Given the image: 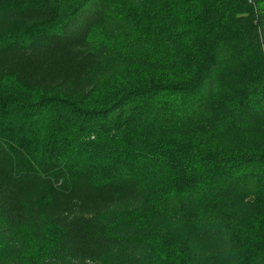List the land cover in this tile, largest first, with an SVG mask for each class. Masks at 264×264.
Instances as JSON below:
<instances>
[{
  "label": "trees",
  "instance_id": "trees-1",
  "mask_svg": "<svg viewBox=\"0 0 264 264\" xmlns=\"http://www.w3.org/2000/svg\"><path fill=\"white\" fill-rule=\"evenodd\" d=\"M14 2L0 0V89L13 79L29 91L78 105L102 89L119 62L140 58L150 46L132 33L125 48L95 36L99 31L118 36L119 6L145 17L146 0H83L55 25L62 0ZM166 8L185 13L162 12L155 19L164 30L159 44L170 56L161 69V86L121 91L111 105L85 111L80 131L63 133L60 148L65 150L54 154V136L43 143L35 134L38 125H49L45 112L54 117V102L11 106L0 116V241L8 250H15L23 231L43 238L46 228L55 226L61 230L58 240L34 264H167L166 243L184 220L187 264H264L252 206L255 200L264 201V172H238L253 157L264 100L251 94L249 104L243 100L239 109L228 108L232 121L222 117L211 132L200 128L216 118V102L228 86L236 94L256 86L264 90V0H173ZM190 12L194 18L179 16ZM183 45H192L191 65L182 55ZM247 60L257 64L256 77L228 70ZM144 95L158 101L153 110L156 128H165L161 132L193 124L197 149L218 151L231 163L216 168L205 184L179 178L177 188L189 187L155 199V184L138 164L117 174L87 142L93 144L96 137L101 142L112 132L123 137L128 131L142 142L149 126L136 117ZM169 106L175 114L167 115ZM73 146L78 149L72 152ZM258 161L264 166V158ZM153 200L148 218L118 225L125 213L147 208Z\"/></svg>",
  "mask_w": 264,
  "mask_h": 264
},
{
  "label": "rangeland",
  "instance_id": "rangeland-1",
  "mask_svg": "<svg viewBox=\"0 0 264 264\" xmlns=\"http://www.w3.org/2000/svg\"><path fill=\"white\" fill-rule=\"evenodd\" d=\"M18 4L29 2V0H15ZM33 1V0H30ZM83 0H62L58 2L60 14L54 25L62 21L68 12L73 9L79 2ZM173 0H146V16L137 18L129 9L124 6L117 8L119 16L120 33L114 38H109L104 32L96 33V38L100 42H106L111 46H123L130 44L131 41L129 33L135 38L146 39L149 42V48L140 58L124 59L119 62L114 68L113 75H111L103 84L101 90L94 92L89 98L70 106L68 101L64 99L52 98L43 96L39 92L29 91L15 80H7L0 89V116L9 111L11 106L16 108H26L36 106L37 104L48 101L54 102V117L48 112H45V121L48 126L35 127V134L38 135L39 141L47 142L49 138L54 136V154L64 145L63 133H70L80 131V124L82 115L85 111L98 112L100 109L107 107L111 100L115 99L117 94L121 91L135 90L144 92V88H151L161 86L164 79L161 69L168 65L170 56L166 47L159 44V38L162 36L164 30L160 23L156 21L157 14L172 12V9L166 8ZM187 8L188 6H183ZM174 9V8H173ZM173 11L172 13L182 14L185 11ZM194 12V10H193ZM196 14L179 15L182 18L195 16ZM194 18V17H192ZM192 45H183L182 55L185 58L187 65H191L193 59ZM236 66V69H234ZM230 73H235L238 77L254 78L258 74V66L253 60H247L240 64H233L228 67ZM264 90L261 86H256L251 89H246L243 94H236L228 86L222 93L219 100L216 102L217 116L211 122H205L200 127L203 130L211 132L214 130L222 117L233 118L230 115V107H241V102L246 100L243 104H249L254 96L261 95L264 100V94L259 91ZM140 108L138 109L136 119L144 120V124L148 125L144 130L148 131L145 138L141 141L132 135L129 131L123 137L117 136V133L106 134L100 139L96 137L93 144L87 142L91 151L97 152L100 160L103 162L107 160L117 169L116 173H124L129 166L138 164L143 169L144 175L151 181L153 188L154 199L164 196L166 193L178 191L181 188L189 187L186 183L181 188H177L179 178H189L190 181L195 182L199 180L204 183L208 176L216 169L221 167L223 163L230 164L231 161L223 158L220 152H203L197 149L193 143L192 134L194 131L193 124L172 126L169 133L161 132L165 128H156L157 118L154 106L158 101L152 98L141 96ZM249 99V100H247ZM162 102V99L159 103ZM166 104L167 102L163 100ZM139 103V102H138ZM242 104V105H243ZM172 108V107H171ZM222 111L225 113L222 114ZM167 115L175 114L170 111V106L167 107ZM6 121V119L4 120ZM135 121V120H134ZM12 123V122H11ZM10 123V124H11ZM134 126H137L135 122ZM263 128V129H262ZM260 128V132L254 142L251 153L253 157H249V161L245 160V164L240 167L239 171H261L264 172V166H261L258 159L264 158V122ZM169 129V130H170ZM79 137H86L80 135ZM78 147H72L70 151L77 150ZM42 151L40 147L39 152ZM92 155V154H91ZM256 158L257 161L254 159ZM185 162V163H184ZM183 168L178 172L179 165ZM239 164V163H238ZM128 165V167H126ZM111 166V167H112ZM185 181V179H184ZM253 206V223L257 243L264 244V201L255 200ZM154 207V200L147 208L135 207L131 211L125 213L122 218H119L118 225L121 226L127 220L146 219L151 215ZM179 232L174 238L171 237L166 243L168 251L169 263L167 264H187L189 259V245L186 243L188 234L187 222L180 220L178 222ZM61 234V230L55 226H48L46 228L45 236L43 238L36 237L30 231H23L20 234L19 242L15 250L10 251L0 241V264H34V260L40 255L47 252L49 248L55 245ZM255 241V237H254ZM253 241V242H254ZM62 264H69L66 261ZM99 264H116L112 260H106Z\"/></svg>",
  "mask_w": 264,
  "mask_h": 264
}]
</instances>
